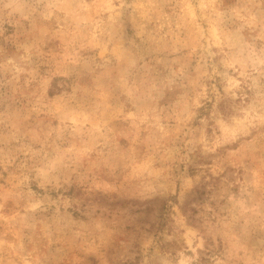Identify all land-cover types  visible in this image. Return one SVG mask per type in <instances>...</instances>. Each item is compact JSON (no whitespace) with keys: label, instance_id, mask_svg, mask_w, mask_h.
<instances>
[{"label":"rangeland","instance_id":"374dc122","mask_svg":"<svg viewBox=\"0 0 264 264\" xmlns=\"http://www.w3.org/2000/svg\"><path fill=\"white\" fill-rule=\"evenodd\" d=\"M0 264H264V0H0Z\"/></svg>","mask_w":264,"mask_h":264}]
</instances>
